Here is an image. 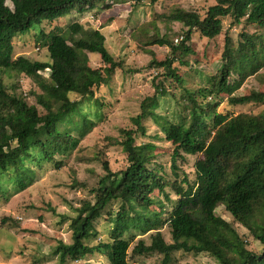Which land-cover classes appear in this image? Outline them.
<instances>
[{
  "label": "trees",
  "instance_id": "obj_1",
  "mask_svg": "<svg viewBox=\"0 0 264 264\" xmlns=\"http://www.w3.org/2000/svg\"><path fill=\"white\" fill-rule=\"evenodd\" d=\"M10 1L12 8L0 0V72L24 74L39 92L31 90L33 102H29L26 97L6 90L0 77V196L4 194L5 182L13 181L21 189L32 180L30 163L53 160L54 154L66 152L70 131L83 136L90 129L94 120L82 109V102L92 101L95 105L92 113L99 118L97 109L101 103L96 91L111 82L116 70L123 72L125 68L121 60H115L109 53L98 29L85 28L74 21L62 32L51 30L45 35L42 30L43 21H54L72 11L108 8L109 0ZM157 1L149 0L150 4ZM166 17L181 25L182 40L173 44L155 34L145 44L169 46L171 54L178 50L190 53L192 50L183 40H189L194 32L209 39L218 35L224 17L231 18L232 25L243 21L262 31H241L235 44L226 36L219 66L215 72L206 74V85L195 92L185 90L180 112L172 119L157 112L159 99L168 93L164 81L172 79L182 85L183 78L172 66L173 55L157 60L152 50H148L152 58L147 67L162 68L156 73L157 79L162 80L153 82L154 93L142 100L140 112L132 117L135 128L121 129L123 138L117 143L126 154L127 165L112 172L103 161L105 174L91 188L94 201L85 200L74 208V216H63L69 219L71 242L59 241L55 246L53 254L59 255L58 264H71L96 251L105 253L109 264H128L134 231L143 234L162 223L158 212L150 207L162 204L154 193L156 190L169 199L166 186L178 195L165 219L172 242H165L160 231H156L150 234L149 244L138 239L131 249L132 255L158 252L162 255L161 264H169L173 252L182 250L208 252L219 264H264V108L257 113L236 114L228 108L224 111L215 108L218 96L219 99L226 96L231 106L264 104V86L260 84L243 94L236 93L249 76H257L264 85V73L260 72L264 68V0H215L203 16L177 7ZM32 28L38 30L37 36L46 37L41 44L47 48L49 61L12 57L13 37ZM87 52L98 53L103 67H92ZM45 69L49 70L48 76L41 73ZM147 118L173 145V168L177 157L199 154L194 163L195 179L191 183L182 179L187 182L186 188L166 180L150 166L155 156L153 143H135L136 134L146 133L143 120ZM114 201L120 205L112 214L107 208ZM219 205L262 244L260 254L247 250L234 227L215 214ZM104 213L112 223L109 230L112 238L91 245L89 241L98 235L95 222ZM121 232L132 234L119 236ZM232 252L240 254L243 261L233 263L229 257Z\"/></svg>",
  "mask_w": 264,
  "mask_h": 264
},
{
  "label": "rangeland",
  "instance_id": "obj_2",
  "mask_svg": "<svg viewBox=\"0 0 264 264\" xmlns=\"http://www.w3.org/2000/svg\"><path fill=\"white\" fill-rule=\"evenodd\" d=\"M108 8H92L84 12L72 11L54 21H43L42 30L46 33L53 30L62 32L68 24L78 21L85 28L98 29L105 38V45L115 60H121L128 70H116L111 82L101 86L96 91L98 101L101 103L95 116V105L82 102V109L94 120V124L83 135L72 130L66 139L69 146L66 152L56 153L53 160L41 159L38 164L30 163L33 169L32 180L23 188L13 181L5 182V191L0 196V264H58L59 255L53 254V250L59 241L71 242L69 219H63L75 215V209L85 200L94 201V193L91 188L97 185L100 177L104 176L105 170L102 162L108 164L112 172H116L127 165L126 154L122 146L117 143L123 136L121 129L135 128L132 117L140 112L142 100L154 93L153 82L157 79L156 73L162 68L147 67L152 55L157 60L168 56H174L172 66L183 78L182 85L172 79H167L165 87L168 93L160 97L158 113L170 117L180 112L182 94L185 90L197 91L207 84L206 74L215 72L221 62L224 39L230 37L235 43L239 40L241 31L253 33L261 30L253 24L238 25L230 24L231 18H222V30L213 38H206L199 33L191 34L189 40H183L192 50L183 53L179 50L171 54L169 46L146 45L145 41L158 34L173 44L182 40L181 26L178 22L169 20L166 15L174 8H183L197 12L200 16L205 15L207 8L215 3V0H158L150 4L149 0L120 1L109 0ZM5 4L12 8L10 0ZM262 31V30H261ZM37 29L32 28L24 34L13 37L12 57L25 56L30 60L49 61V53L41 42L46 37L36 35ZM92 67H103L98 53L87 52ZM185 61L186 63H182ZM264 73V68L260 70ZM48 76L49 70L41 72ZM0 77L5 83L6 90L16 92L33 102L31 90L39 92L35 83L24 74L14 72H0ZM154 78V79H153ZM257 76H249L244 79L236 93L243 94L250 88L260 85ZM209 98V99H208ZM208 100L210 96L207 97ZM219 102L215 107L217 111L228 108L233 114L241 111L257 113L264 108L262 103H246L231 106L225 98H215ZM184 103V102H183ZM205 103V102H204ZM202 104L204 106L205 104ZM146 128L145 135L136 134L135 143H153L154 159L150 166L155 167L166 180L176 182L186 188L187 182L195 179V160L199 154H183V157L175 159V168L172 164L173 145L167 141L164 134L159 130L151 118L143 120ZM168 193L166 199L157 190L154 192L161 205L154 208L162 222L156 229L145 233L134 231V237L130 240L128 249V264H161L162 255L158 252L132 255L131 249L138 239H143L146 244L150 243V234L160 231L162 238L171 243L169 225L165 219L168 217L171 204L177 200L178 195L170 186L165 187ZM120 205L119 201L112 202L107 210L115 214ZM215 214L228 221L238 232L244 247L256 254L262 252V244L241 224L233 221L230 214L219 205L214 210ZM103 214L96 222L95 227L98 235L89 241L95 245L97 242H108L112 238L109 233L112 223ZM133 232V231H132ZM141 233V234H140ZM132 233L121 232L119 236L129 237ZM233 263L242 262L241 255L232 252L229 255ZM71 264H109L105 253L96 251L86 255L84 259L72 261ZM169 264H219L208 252H186L178 250L173 252L172 261Z\"/></svg>",
  "mask_w": 264,
  "mask_h": 264
}]
</instances>
